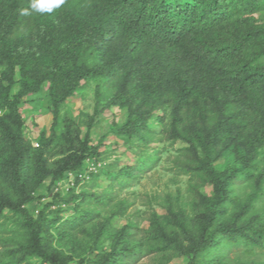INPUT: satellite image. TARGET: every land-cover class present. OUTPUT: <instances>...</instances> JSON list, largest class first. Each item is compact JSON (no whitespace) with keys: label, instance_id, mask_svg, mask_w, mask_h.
I'll return each mask as SVG.
<instances>
[{"label":"trees","instance_id":"1","mask_svg":"<svg viewBox=\"0 0 264 264\" xmlns=\"http://www.w3.org/2000/svg\"><path fill=\"white\" fill-rule=\"evenodd\" d=\"M30 3L0 0V143L8 152L4 179L12 191L0 195V215L8 210L26 221L22 256L62 264L41 247L45 222L25 209L35 200L28 185L32 166L60 179L78 172L92 152L88 137L72 132L68 119L61 135L64 155L49 166L51 139L42 136L36 150L25 141L19 104L45 84L54 119L76 90L97 81L112 91L111 104L134 105L123 134L142 130L154 111H167L171 132L198 158L193 170L212 185L200 223L201 234L209 233L229 185L249 176L264 148V22L256 17L264 0H65L52 13L22 15ZM226 153L238 166L218 173L214 164ZM82 218L69 222L77 225ZM181 230L193 238L186 226ZM221 230L227 241L263 245L264 230L235 224ZM217 240L201 239L189 264H212L210 252L218 260L221 249L212 248Z\"/></svg>","mask_w":264,"mask_h":264},{"label":"rangeland","instance_id":"2","mask_svg":"<svg viewBox=\"0 0 264 264\" xmlns=\"http://www.w3.org/2000/svg\"><path fill=\"white\" fill-rule=\"evenodd\" d=\"M256 17L264 22V10ZM17 88L14 85L10 93ZM112 99L108 85L97 81L76 90L55 119L47 84L19 104L21 132L31 148L39 149L42 136L51 139L45 154L47 166L64 155L61 135L65 119L71 121L72 132L81 140L88 137L92 151L78 172L60 179L54 173L44 176L38 166L30 169L28 185L35 200L25 209L33 219L45 222L42 249L62 264H189L201 239L205 243L213 235L218 240L212 248L219 246L221 255L216 260V252H210L212 264H264V240L261 247L250 246L221 235L223 227L233 224L264 230V148L249 176H237L229 185L217 226L202 235V200L213 197L212 185L193 170L198 158L171 132L168 112L156 110L142 130L123 134L129 107L134 105L126 102L118 107L110 103ZM7 155L0 143V195L5 197L12 194L4 179ZM214 165L218 173L238 166L231 153ZM261 173L263 177L257 180ZM79 215L85 220L77 225L69 222ZM25 223L17 213H1L0 264H48L19 252L27 240ZM171 240L179 246L174 248Z\"/></svg>","mask_w":264,"mask_h":264},{"label":"clouds","instance_id":"3","mask_svg":"<svg viewBox=\"0 0 264 264\" xmlns=\"http://www.w3.org/2000/svg\"><path fill=\"white\" fill-rule=\"evenodd\" d=\"M65 3V0H31L29 8L22 9V15H31L33 13L44 14L52 13Z\"/></svg>","mask_w":264,"mask_h":264}]
</instances>
